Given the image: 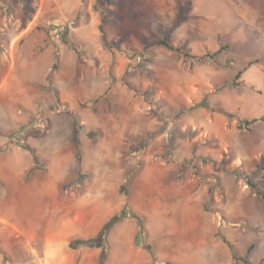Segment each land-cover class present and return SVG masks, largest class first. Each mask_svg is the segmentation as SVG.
Returning a JSON list of instances; mask_svg holds the SVG:
<instances>
[{"label": "rangeland", "instance_id": "rangeland-1", "mask_svg": "<svg viewBox=\"0 0 264 264\" xmlns=\"http://www.w3.org/2000/svg\"><path fill=\"white\" fill-rule=\"evenodd\" d=\"M157 5L186 18L152 24ZM232 11L0 0V264H244L223 237L264 264V200L216 168L264 191V26ZM165 37L191 56L124 51ZM101 233L103 246L70 247Z\"/></svg>", "mask_w": 264, "mask_h": 264}, {"label": "trees", "instance_id": "trees-1", "mask_svg": "<svg viewBox=\"0 0 264 264\" xmlns=\"http://www.w3.org/2000/svg\"><path fill=\"white\" fill-rule=\"evenodd\" d=\"M107 2H109L110 5H114V0H107ZM186 18V15L184 14V12H181L177 18V20L173 23V27L177 26L178 25V22H181L183 20H185ZM104 43V47L108 50H115V49H119L120 50V47L119 45L115 44V43H107V42H103ZM156 46H161V47H165L166 49L170 50V51H173L179 55H182L184 57H190V53L185 51V48L184 46L181 44V43H178V44H173L172 42H170L166 37L159 40L158 42L152 44V45H145L144 46V49L142 51H128V50H124L126 53L130 54L131 56H137L139 58H142L144 56V54H146L147 51H149L150 49L156 47ZM225 49V48H224ZM220 50L215 52L214 54H210V53H206V55H203L202 57H209L211 59H214V57L219 54ZM241 77V72L238 73V75L236 76L235 78V81H233V84L234 85H238V80L239 78ZM30 122L29 124L27 125H30L31 124V121H32V118H30ZM255 120L253 121H245L246 125L249 126L251 125L252 123H254ZM75 123H76V140L80 146V140H79V128H80V124H79V120H78V117L75 116ZM27 127L26 125L22 126L20 131H19V139L21 138V134H23V130H25ZM39 130H37L36 133H38ZM1 133V131H0ZM20 143H21V146H23L25 149H28V151L31 153V154H34V151L32 149H29L27 148V146L25 145V141L22 139L20 140ZM6 147H4L5 149ZM4 149H1L0 150V153L4 150ZM205 162H207V160L205 159ZM36 165L35 167H38L39 165V162L36 161L35 162ZM214 163L216 164L217 161H214ZM218 170H223L225 172H229V173H233L235 174L236 176H239V177H243L246 181H247V184L249 185L250 189L255 191L263 200H264V191L261 190V188L259 187V185L257 183H255L253 181V176L252 175H249L247 174L245 171L241 170V169H238V168H231V167H227L225 165H222V166H218L216 167ZM263 170H264V165H263ZM82 178V176H81ZM124 213L127 214V216L129 217H132L134 216V212L130 211L128 207H126V209L124 210ZM136 216V215H135ZM111 225V223L108 224L107 228H109V226ZM140 225H141V219H140ZM105 233H101L99 234L98 236L92 238V239H88V240H73L70 242V247H73V248H77V247H80V246H87V247H98V246H103L105 244ZM223 241L229 246V248L231 249L232 251V254H233V259L236 261V262H243L244 264H248V261L244 258V257H240L237 255L236 253V250L234 249L233 247V244L225 237H223ZM251 251V249H249V252ZM154 258V257H153ZM104 261H100V264H103ZM166 264H171V263H166Z\"/></svg>", "mask_w": 264, "mask_h": 264}, {"label": "crops", "instance_id": "crops-1", "mask_svg": "<svg viewBox=\"0 0 264 264\" xmlns=\"http://www.w3.org/2000/svg\"><path fill=\"white\" fill-rule=\"evenodd\" d=\"M176 3H183V0H176ZM226 4L227 7L229 6L233 10L229 15L230 17L240 19L250 25L264 26V0H226ZM162 5H157L158 9L155 13L156 20L152 24H173L181 13V8L175 5L173 9H169ZM188 14L191 18L201 15L194 11H188ZM212 24L216 26L219 22H212Z\"/></svg>", "mask_w": 264, "mask_h": 264}]
</instances>
